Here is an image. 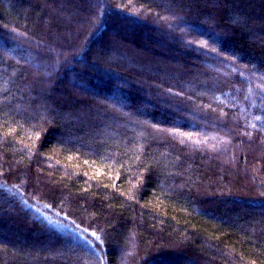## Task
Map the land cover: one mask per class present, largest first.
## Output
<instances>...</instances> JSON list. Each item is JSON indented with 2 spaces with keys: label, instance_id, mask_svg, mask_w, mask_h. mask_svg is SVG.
I'll return each instance as SVG.
<instances>
[{
  "label": "trees",
  "instance_id": "trees-1",
  "mask_svg": "<svg viewBox=\"0 0 264 264\" xmlns=\"http://www.w3.org/2000/svg\"><path fill=\"white\" fill-rule=\"evenodd\" d=\"M76 1L0 0V264H264V0Z\"/></svg>",
  "mask_w": 264,
  "mask_h": 264
},
{
  "label": "rangeland",
  "instance_id": "rangeland-1",
  "mask_svg": "<svg viewBox=\"0 0 264 264\" xmlns=\"http://www.w3.org/2000/svg\"><path fill=\"white\" fill-rule=\"evenodd\" d=\"M79 8V5H78V3H77V1L76 0H66V2L65 3H63L62 4V6H60V8H59V11H57V10H55V11H51L52 13V15H55V17H54V21L55 22H60L61 20H63L64 19V21L66 22V24H69V25H72L71 24V18H70V15L69 14H73L74 12H75V10H77ZM95 9V8H94ZM66 13V14H65ZM74 35H75V30L73 29V35H71V37L69 36V35H65L66 36V38H65V42H63V43H65V44H63L62 42L61 43H59V41H58V38H56V40H57V43H59V45H61L62 44V47H61V50H60V52H62L63 53V51L64 50H62V49H65V46L66 47H68V45H70V44H73L74 43ZM111 35H113V33L111 32ZM72 40H71V39ZM113 39H115L114 37H113ZM71 41H73L72 43H71ZM77 43L78 44H80V41H77ZM119 45H121V46H126V45H124V44H119ZM131 47V46H130ZM132 48V47H131ZM128 49V48H127ZM112 50L114 51L115 50V48L113 47L112 48ZM2 51V50H1ZM131 51H135L134 49H131ZM2 53V52H1ZM137 55H140V53L139 54H137ZM27 57H28V55H25L23 58L24 59H27ZM134 60V59H133ZM130 64V63H129ZM128 67H130V66H128ZM131 68H133V67H131ZM236 121L241 125V126H243V121H242V117H237L236 118ZM34 237H35V235H33ZM47 248H49L47 245L45 246H43V247H41V250H43V251H45V250H48ZM69 254L70 253H72V252H68ZM84 253V254H83ZM83 253L81 252L80 254L77 252L76 254H79V258H84V257H88V256H85V254L87 255V253L83 250ZM122 260H121V264H122Z\"/></svg>",
  "mask_w": 264,
  "mask_h": 264
}]
</instances>
